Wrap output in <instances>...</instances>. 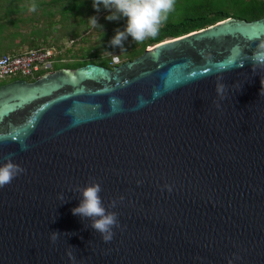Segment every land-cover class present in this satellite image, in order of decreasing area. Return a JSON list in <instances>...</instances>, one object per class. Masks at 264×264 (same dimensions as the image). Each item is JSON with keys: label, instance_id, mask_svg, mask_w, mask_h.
<instances>
[{"label": "water", "instance_id": "1", "mask_svg": "<svg viewBox=\"0 0 264 264\" xmlns=\"http://www.w3.org/2000/svg\"><path fill=\"white\" fill-rule=\"evenodd\" d=\"M257 37L264 17L229 18L111 68L0 85V164L26 170L0 188V264H264ZM93 180L118 215L108 243L72 214Z\"/></svg>", "mask_w": 264, "mask_h": 264}, {"label": "trees", "instance_id": "2", "mask_svg": "<svg viewBox=\"0 0 264 264\" xmlns=\"http://www.w3.org/2000/svg\"><path fill=\"white\" fill-rule=\"evenodd\" d=\"M31 2L32 0H0V49L9 38L12 42L20 38V44L29 45V51L51 48L62 51L61 47H55L59 42L55 36L58 26L71 30L66 37L74 43L79 40L83 43L89 42L96 32L95 45L90 44L86 50L82 48L75 53L72 49L62 52L59 62L54 66L55 70L75 69L91 63L111 68L113 58L108 54L112 52H121V63L132 61L141 56L148 47L203 30L229 18L254 21L264 17V0H176L175 10L155 38L138 44L128 37L122 49L110 46L109 42L116 34V29L124 30L126 20H107L106 17L111 13L103 5L96 11L93 0H35L37 10L27 15V7L22 9L21 5H29ZM93 16L97 18L100 27L94 28L89 24L88 19ZM22 24L31 25L29 35L19 33ZM20 49L8 54L21 55L28 52H20ZM5 54L7 53H0V57L6 56ZM65 56L72 61L63 63Z\"/></svg>", "mask_w": 264, "mask_h": 264}, {"label": "clouds", "instance_id": "3", "mask_svg": "<svg viewBox=\"0 0 264 264\" xmlns=\"http://www.w3.org/2000/svg\"><path fill=\"white\" fill-rule=\"evenodd\" d=\"M103 5L104 9L111 14L106 17L109 21H116L121 18L126 20L124 30L116 29V34L110 40V46L120 47L123 49V43L131 37L136 43H143L149 38H155L161 27L168 21L170 14L175 10L176 0H93V7L96 11L100 10ZM27 7L29 12H35L38 5L35 0L29 5H21V8ZM92 27H100L95 16L88 19ZM259 41L252 55L248 57L252 64V71L255 73L258 70L264 71V39L257 37ZM241 67L244 65L241 64ZM222 76L217 77L216 93L221 99L226 98V85L221 83ZM261 85L264 86V79H261ZM261 94H264V87L261 89ZM218 108L219 104L216 105ZM7 162L0 164V188L10 184L14 178L24 173L26 170L18 164L12 162V157L9 155L6 158ZM139 183V182H138ZM171 192L170 186H165ZM82 194V200L78 207L72 209V214L82 218H90L91 228L99 232L105 243L111 242L114 238L113 228H119L118 215L116 212H109L103 205L100 193L102 192L101 185L94 180L86 187L78 188ZM63 199V196L60 197ZM121 200L123 197L120 198ZM110 207H116V201L113 200ZM59 232H52L51 241L55 243L60 236ZM69 259L75 261V256L72 251L67 253ZM235 259H239L238 256ZM229 264H233L229 260Z\"/></svg>", "mask_w": 264, "mask_h": 264}, {"label": "built area", "instance_id": "4", "mask_svg": "<svg viewBox=\"0 0 264 264\" xmlns=\"http://www.w3.org/2000/svg\"><path fill=\"white\" fill-rule=\"evenodd\" d=\"M61 50L38 49L31 50L21 55H6L0 57V80L9 77H18L19 79H30L34 81L37 78L55 70V64L59 62ZM118 58H113L112 65H119Z\"/></svg>", "mask_w": 264, "mask_h": 264}, {"label": "rangeland", "instance_id": "5", "mask_svg": "<svg viewBox=\"0 0 264 264\" xmlns=\"http://www.w3.org/2000/svg\"><path fill=\"white\" fill-rule=\"evenodd\" d=\"M30 13L31 12H28L27 15H29ZM58 29L59 30L57 31V33L55 34V36L57 37V41H59V42H57V44H56L57 46H55V47H61L63 53L65 51L71 50V49H72V51L74 53L77 52L79 49H82V48L86 50V48H88L90 44H94L95 45V42L97 40V35H96V32H95L94 35H93L94 37L89 42L83 43V42H81L79 40V41H76L74 43L73 41H70L66 37V35L68 33H70L71 30L69 31L67 28L65 29L62 26H58ZM30 30H31V25L30 24H26V25L22 24V26L19 28L18 31H19V33H21V35L27 36V35H29V31ZM39 41H40V43H42L41 42L42 40H39ZM20 43H21L20 42V38L16 39L14 42H12L11 38H9L8 41L6 40L5 42H3L2 46H1L2 49H0V53H7L5 55H9L11 53L17 52L15 49H19V48H21L20 49L21 50L20 52H25V51H29L30 50L29 45H27V44L21 45ZM98 43L99 42H97V44ZM19 45H21V47L17 48V46H19ZM104 55H105V53H104ZM108 55H109V57L111 56L112 58H118L119 60H122V56H121L122 54L119 51L112 52V53H110ZM65 57H63V59H62V62L63 63L71 62L72 61L70 58H68V57L65 58ZM16 79H19V78L18 77H9V78H6L5 80H0V84L1 83L2 84H6V83L11 82V81H14ZM24 80H26V79H24ZM27 80H30V79H27Z\"/></svg>", "mask_w": 264, "mask_h": 264}]
</instances>
